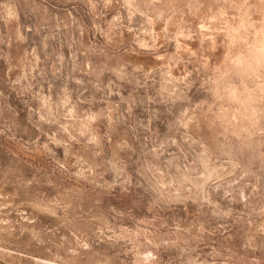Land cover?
Listing matches in <instances>:
<instances>
[{
    "label": "rangeland",
    "instance_id": "obj_1",
    "mask_svg": "<svg viewBox=\"0 0 264 264\" xmlns=\"http://www.w3.org/2000/svg\"><path fill=\"white\" fill-rule=\"evenodd\" d=\"M0 264H264V0H0Z\"/></svg>",
    "mask_w": 264,
    "mask_h": 264
},
{
    "label": "bare ground",
    "instance_id": "obj_2",
    "mask_svg": "<svg viewBox=\"0 0 264 264\" xmlns=\"http://www.w3.org/2000/svg\"><path fill=\"white\" fill-rule=\"evenodd\" d=\"M181 67V66H180Z\"/></svg>",
    "mask_w": 264,
    "mask_h": 264
}]
</instances>
